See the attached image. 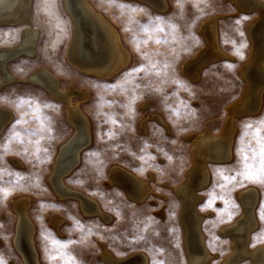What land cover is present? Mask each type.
<instances>
[{
    "label": "rangeland",
    "instance_id": "obj_1",
    "mask_svg": "<svg viewBox=\"0 0 264 264\" xmlns=\"http://www.w3.org/2000/svg\"><path fill=\"white\" fill-rule=\"evenodd\" d=\"M90 2L116 27L129 53L118 71L104 77L67 61L72 21L62 0H32L33 23L40 29L37 54L17 57L8 67L24 75L45 66L59 77L62 88L73 83L89 93L80 107L90 118L93 140L63 179L97 199L111 218L84 214L77 200L60 198L49 182L58 145L73 130L67 103L29 81L5 83L0 105L13 118L0 133V264H24L12 242L18 196L30 198L27 212L36 226L42 264H106L100 258L104 248L116 256L142 251L149 264H189L177 216L179 200L171 186L182 180L192 162L185 136L204 127L221 131L230 104L243 93L240 66L250 56L247 25L257 11L239 9L231 0H167L163 10L140 0ZM211 15L216 16L218 45L229 56L209 61L199 77L191 78L182 66L206 46L201 25ZM20 27L0 24V45L16 42ZM144 113L159 114L167 124L149 116L146 131H140ZM232 121L231 157L207 163L210 178L197 203L205 213V243L217 252L212 264H220L230 249L228 236L220 235L218 227L241 212L237 193L245 186L258 190L257 227L249 245L264 242V89L259 109L234 115ZM114 164L148 179L151 190L143 201L130 199L116 183H106ZM55 217L62 220L58 229Z\"/></svg>",
    "mask_w": 264,
    "mask_h": 264
},
{
    "label": "bare ground",
    "instance_id": "obj_2",
    "mask_svg": "<svg viewBox=\"0 0 264 264\" xmlns=\"http://www.w3.org/2000/svg\"><path fill=\"white\" fill-rule=\"evenodd\" d=\"M140 1L159 10L167 7V0ZM231 1L239 9L251 8L257 11L247 25L252 48L248 60L240 66V73L244 78L243 93L229 108L227 107L228 118L226 117L227 121L221 131L212 132L204 127L201 132H190L185 136L190 140L192 162L185 169L182 180L171 186L179 200L177 216L182 231L183 250L189 264H212V258L217 255V252L211 251L205 243V234L201 229L205 213L197 208V203L202 199L199 190L207 185L210 178L207 163L230 159L235 132L232 117L256 112L260 107L264 89V1ZM62 4L72 21V34L65 52V57L71 65L87 73L109 77L127 63L129 53L116 27L90 0H62ZM216 22V16L211 15L202 23L201 32L205 37L206 46L200 48L195 57L186 59L182 66L183 71L191 78L199 77L201 68L209 61L229 56L218 45ZM0 24L21 25L16 42L0 45V87L15 80L29 81L65 101L68 106L67 116L73 130L58 145L48 176L55 194L62 199L77 200L78 207L84 214L100 215L108 221L111 215L102 210L97 199L83 190L67 185L62 176L64 171L79 163L81 152L93 140L90 118L80 107V102L87 99L89 93L73 83L62 88L59 85V77L45 66H36L24 75H17L9 69L8 63L13 59L21 56L35 57L37 54L40 29L33 23L32 0H0ZM73 97L77 99L74 100ZM142 106L145 107L146 104ZM149 116L167 124L159 114L144 113L138 123L140 131H146L145 120ZM12 118V111L0 105V133ZM13 161L19 163L17 158H13ZM109 169L110 179L106 183L118 184L130 199L141 202L151 190L147 178L141 179L118 164L110 166ZM237 196L242 206L241 212L231 221L218 227L220 235L228 236L230 245V249L222 254L220 264H238L244 259L248 260L247 264H264V242L249 245L250 233L257 227L254 207L258 200V190L254 186H245L238 191ZM29 199L27 196H18L13 202L16 220L12 242L24 264H42L34 238L36 226L27 212ZM61 221L59 217L52 220L56 228ZM100 258L106 264H149L148 256L142 251L116 256L104 248Z\"/></svg>",
    "mask_w": 264,
    "mask_h": 264
},
{
    "label": "water",
    "instance_id": "obj_3",
    "mask_svg": "<svg viewBox=\"0 0 264 264\" xmlns=\"http://www.w3.org/2000/svg\"><path fill=\"white\" fill-rule=\"evenodd\" d=\"M251 9V8H250ZM249 8H244V9H242V10H250ZM245 114H249V113H245ZM75 167V166H74ZM74 167H71L69 170H66V171H64L63 172V177L64 176H66L67 174H69L71 171H72V169L74 168Z\"/></svg>",
    "mask_w": 264,
    "mask_h": 264
},
{
    "label": "snow or ice",
    "instance_id": "obj_4",
    "mask_svg": "<svg viewBox=\"0 0 264 264\" xmlns=\"http://www.w3.org/2000/svg\"><path fill=\"white\" fill-rule=\"evenodd\" d=\"M133 71H136V69H134ZM261 155L264 156V146L261 147ZM247 159V157H245V160ZM262 171H264V162H262Z\"/></svg>",
    "mask_w": 264,
    "mask_h": 264
}]
</instances>
